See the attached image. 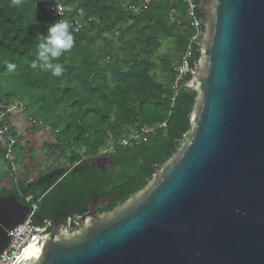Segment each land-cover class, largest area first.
Returning <instances> with one entry per match:
<instances>
[{
  "label": "water",
  "instance_id": "95a60500",
  "mask_svg": "<svg viewBox=\"0 0 264 264\" xmlns=\"http://www.w3.org/2000/svg\"><path fill=\"white\" fill-rule=\"evenodd\" d=\"M197 2L198 58L183 85L195 96L179 147L121 206L94 216L118 196L94 200L77 231L48 215L53 227L14 264H264V0ZM29 213L0 197V254Z\"/></svg>",
  "mask_w": 264,
  "mask_h": 264
},
{
  "label": "trees",
  "instance_id": "16d2710c",
  "mask_svg": "<svg viewBox=\"0 0 264 264\" xmlns=\"http://www.w3.org/2000/svg\"><path fill=\"white\" fill-rule=\"evenodd\" d=\"M148 1L145 10L135 13L128 8L141 0H24L20 8L11 6V0H0V101L22 102L24 115L50 129L54 142L42 147L57 151L65 160L63 166L2 197L12 194L26 205L24 198L31 196L37 213L44 216L48 203L65 193L72 201L81 198L84 211L88 201L79 180L90 170L86 159L132 131L165 123L164 130L142 136L137 146L115 149L112 161L122 168L120 177L112 187L100 182L91 188L100 197L118 193L119 201L126 200L150 180L152 166L162 165L179 147L189 130L195 95L183 88L187 75L172 100L176 68L167 56L158 54L161 45L171 41L174 54L181 58L192 29L182 3ZM56 3L69 10L68 19H91L80 33L69 28L73 48L53 61L65 68L60 77L52 76L51 70L31 68L41 35L56 23L49 10ZM196 15L203 18L197 9ZM197 58L194 45L189 58L192 69ZM5 62L15 64V69L10 71ZM76 163H84L83 171L73 167ZM66 167L69 172L64 176Z\"/></svg>",
  "mask_w": 264,
  "mask_h": 264
},
{
  "label": "built area",
  "instance_id": "2783aa9c",
  "mask_svg": "<svg viewBox=\"0 0 264 264\" xmlns=\"http://www.w3.org/2000/svg\"><path fill=\"white\" fill-rule=\"evenodd\" d=\"M182 3L185 7L186 16L190 20L192 35L189 39L188 46L179 60V64L175 69L177 78L172 88V100L177 95L180 81L189 75L193 69L189 65V58L191 56V49L199 41L202 26L200 19L196 15L197 4L194 0H176ZM149 4L148 0H141L137 6H130L129 11L139 13L146 9ZM50 13L56 22L64 21L69 24V28L73 33H80L86 29L91 19L84 20L80 16L75 19H68L67 13L69 12L62 4L56 3L50 7ZM16 105V104H15ZM18 105H16L17 107ZM11 102L0 101V144L2 146L4 158L13 163L16 161L15 150L17 149V130L10 124V117L14 113ZM31 127L36 126L37 123L31 118L25 117L24 119ZM165 129V123L156 124L153 126L143 127L139 131H132L122 136L116 144H111L106 150L99 152L97 156L110 153L115 149H131L137 146L140 138L145 135H152L158 131ZM45 134L50 133L48 127L43 126L41 129ZM80 163L74 164L73 167L78 166ZM32 197L27 196L24 198V203L29 208L30 213L26 215L20 225L15 226L11 231L7 232L8 243L5 249L0 254V264H14L23 252L24 248L30 243L32 237L38 238V233L50 230L53 223L50 218H43L41 223H36L34 214L37 213V204H32Z\"/></svg>",
  "mask_w": 264,
  "mask_h": 264
},
{
  "label": "rangeland",
  "instance_id": "374dc122",
  "mask_svg": "<svg viewBox=\"0 0 264 264\" xmlns=\"http://www.w3.org/2000/svg\"><path fill=\"white\" fill-rule=\"evenodd\" d=\"M163 55L171 60L172 68H177L180 58L174 54L171 41L161 45L158 57ZM158 57L155 59L157 64L159 60ZM156 78L158 79L157 76ZM158 81H160V79H158ZM11 101H13L11 104L14 111L23 113L22 102H16V98H13ZM15 104L18 106L16 107ZM42 127L41 123L37 122V125L32 127V132L20 136L17 149L15 150L17 159L14 164H10V162L5 160L3 154H0V166L2 165L4 169V171L0 173V197H2L1 185H3V192L7 193L10 192L9 188L12 185L18 188V185L24 186L30 184L42 174L65 164V160L59 157L57 151H47L42 147L44 142L46 144H53L54 142L50 135H43L40 133ZM26 142L28 145H26ZM69 152L70 150H67L64 153V157H67Z\"/></svg>",
  "mask_w": 264,
  "mask_h": 264
},
{
  "label": "flooded vegetation",
  "instance_id": "af4514ba",
  "mask_svg": "<svg viewBox=\"0 0 264 264\" xmlns=\"http://www.w3.org/2000/svg\"><path fill=\"white\" fill-rule=\"evenodd\" d=\"M113 150L110 153H106L101 156H96L93 158L86 159L85 164L88 165L90 170L88 174H84V176L79 180V184L83 186L85 191V198L88 203L85 205V210L82 211V201L81 198H76V200L72 201L67 198L64 193L62 197L50 201L43 211L45 215L42 218L47 217L48 215H54L56 219V223L63 226L67 232L71 233L77 231L80 228V224L74 221V217H82L87 213V207L90 206L94 200L96 199H106L110 197H117L113 202H110L108 205L103 206L101 209H95L93 215L99 216L109 210H112L116 207H119L123 204L125 200L119 201L120 194L116 193L106 197H100L96 192L92 191V187H94L97 183H106L108 187H112L113 183L117 181L122 173V168L115 166L112 161V155L114 154ZM84 163L78 165L80 171H83ZM68 169L67 167L65 170ZM69 172V170H68ZM39 178V177H38ZM37 178V179H38ZM36 179V180H37ZM100 194L105 193V190L98 191ZM129 195L126 196L128 198ZM67 198V199H66ZM125 198V199H126Z\"/></svg>",
  "mask_w": 264,
  "mask_h": 264
},
{
  "label": "clouds",
  "instance_id": "9594fccd",
  "mask_svg": "<svg viewBox=\"0 0 264 264\" xmlns=\"http://www.w3.org/2000/svg\"><path fill=\"white\" fill-rule=\"evenodd\" d=\"M24 0H11V6L20 8ZM69 24L64 21H58L51 24L47 29V35H41L40 43L37 49V59L31 63L32 69L40 71L51 70L54 77H60L65 68L60 63H53L58 60L64 53L71 51L74 45V38L69 31ZM7 63V62H5ZM15 64L7 63V68L12 71Z\"/></svg>",
  "mask_w": 264,
  "mask_h": 264
},
{
  "label": "crops",
  "instance_id": "0c3cea01",
  "mask_svg": "<svg viewBox=\"0 0 264 264\" xmlns=\"http://www.w3.org/2000/svg\"><path fill=\"white\" fill-rule=\"evenodd\" d=\"M23 113H20V112H14L12 115H11V117H10V124L14 127V128H16V130H17V135H18V137H17V139H18V143H19V138H20V136L21 135H27L28 133H30V132H32V127L31 126H29L28 124H27V122L24 120L25 119V117H27L26 115L24 116V114L22 115ZM40 133H42L43 135L45 134L44 132H40ZM45 135H47V134H45ZM1 145V144H0ZM26 145H28L27 144V142H26ZM0 154H3V151H2V146H1V148H0ZM17 159V158H16ZM6 160V159H5ZM16 161H14L13 163H10V164H14ZM4 171V169H3V166L1 165L0 166V173H2ZM3 184V183H2ZM14 185H16V184H14ZM19 186V185H18ZM2 187H3V185H1V193L3 194V193H6V192H3V190H2ZM15 187L12 185L10 188H9V190L11 191L12 189H14ZM8 193V192H7Z\"/></svg>",
  "mask_w": 264,
  "mask_h": 264
}]
</instances>
